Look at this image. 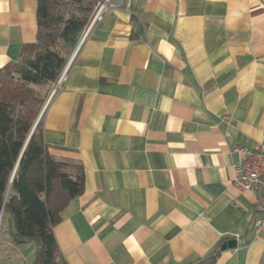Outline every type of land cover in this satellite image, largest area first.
<instances>
[{
  "label": "crops",
  "instance_id": "0c3cea01",
  "mask_svg": "<svg viewBox=\"0 0 264 264\" xmlns=\"http://www.w3.org/2000/svg\"><path fill=\"white\" fill-rule=\"evenodd\" d=\"M101 1V0H100ZM43 114L85 190L54 235L67 264H264L236 146L264 145V0H113ZM37 0H0V69L37 38ZM229 120H226V118ZM36 245L0 228V264Z\"/></svg>",
  "mask_w": 264,
  "mask_h": 264
},
{
  "label": "trees",
  "instance_id": "16d2710c",
  "mask_svg": "<svg viewBox=\"0 0 264 264\" xmlns=\"http://www.w3.org/2000/svg\"><path fill=\"white\" fill-rule=\"evenodd\" d=\"M37 2L36 42L24 47L18 62L0 69L1 229L7 227L16 245H36L33 264H67L54 228L84 193L85 170L80 161L49 153L43 110L100 0ZM225 243L196 264H218Z\"/></svg>",
  "mask_w": 264,
  "mask_h": 264
},
{
  "label": "built area",
  "instance_id": "2783aa9c",
  "mask_svg": "<svg viewBox=\"0 0 264 264\" xmlns=\"http://www.w3.org/2000/svg\"><path fill=\"white\" fill-rule=\"evenodd\" d=\"M112 1L101 0L97 4L77 50H79L90 31L103 21L107 12L113 7ZM70 64L71 62L56 82L51 96L60 90L66 82ZM226 120H229V118L227 117ZM233 153L239 156L238 162L234 164L236 173L233 184L241 191H251L256 194L258 200L255 207L256 218L253 227L257 233L264 232V145L257 144L253 147L239 145L233 149ZM1 220L0 217V228Z\"/></svg>",
  "mask_w": 264,
  "mask_h": 264
},
{
  "label": "water",
  "instance_id": "95a60500",
  "mask_svg": "<svg viewBox=\"0 0 264 264\" xmlns=\"http://www.w3.org/2000/svg\"><path fill=\"white\" fill-rule=\"evenodd\" d=\"M237 245H238L237 240H230L223 245L222 250L233 249L236 248Z\"/></svg>",
  "mask_w": 264,
  "mask_h": 264
},
{
  "label": "rangeland",
  "instance_id": "374dc122",
  "mask_svg": "<svg viewBox=\"0 0 264 264\" xmlns=\"http://www.w3.org/2000/svg\"><path fill=\"white\" fill-rule=\"evenodd\" d=\"M6 222H7V220H6ZM6 222H5V223H6ZM4 227H5V225H4Z\"/></svg>",
  "mask_w": 264,
  "mask_h": 264
}]
</instances>
